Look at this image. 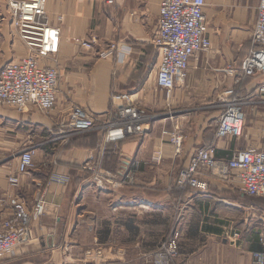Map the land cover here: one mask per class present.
I'll list each match as a JSON object with an SVG mask.
<instances>
[{"label":"crops","instance_id":"1","mask_svg":"<svg viewBox=\"0 0 264 264\" xmlns=\"http://www.w3.org/2000/svg\"><path fill=\"white\" fill-rule=\"evenodd\" d=\"M161 2L47 0V21L60 30V39L57 53L40 63L58 69L55 106L49 112L0 106V219L10 198L24 202L27 212L37 196L44 200V214L32 222V239L20 251L24 264H61L65 247L72 259H81L95 245L109 261L145 264L174 232L179 235L175 264H255L253 254L264 237V197L245 196L235 184L205 172L206 190L178 188L175 181L200 148L213 147L222 159L239 150L264 151V72L245 77L239 71L252 48L258 0H205L210 49L189 62L186 79L172 90L169 102L155 84L159 58L153 38ZM92 38L90 50L80 45ZM16 46L22 53L8 50L5 64L26 54L19 41ZM228 90L243 104V130L240 137L216 140L210 120L219 116L220 97ZM120 93L130 94L153 118L140 137L111 133L101 169L119 174L135 162L136 184L101 191L82 169L95 154L100 130L74 134L68 143L53 130L67 121L71 105L102 126L112 119L111 97ZM203 102L211 104L207 111L179 106ZM172 131L183 137L178 156L168 143ZM28 149L34 168L18 175L16 185L8 184L19 154ZM156 151L159 163L151 160ZM233 234L239 236L236 241Z\"/></svg>","mask_w":264,"mask_h":264},{"label":"built area","instance_id":"2","mask_svg":"<svg viewBox=\"0 0 264 264\" xmlns=\"http://www.w3.org/2000/svg\"><path fill=\"white\" fill-rule=\"evenodd\" d=\"M12 26L19 41L26 49V55L10 61L0 70V106H9L18 112L33 106L41 112H49L56 103L58 69L56 66L43 65L40 60L51 59L58 51L60 30L49 25L45 6L47 0H6ZM111 3V0H108ZM205 0H162L157 18V30L153 46L158 52L156 87L165 92L166 100L172 90L184 83L189 62L210 49L207 36V22L203 9ZM79 42V41H78ZM95 44L94 38L80 45L90 50ZM252 48L243 59L240 73L253 77L264 72V0H258L257 17L251 32ZM114 50L112 45L110 51ZM108 54H100V57ZM225 73L232 74L227 69ZM264 92V86L262 87ZM222 110L215 121V139L240 137L245 121L243 104L228 90L220 97ZM112 119L96 127V119L76 105H71L67 121L60 122L53 130L63 142L68 143L74 134L99 129L102 133L82 169L98 190L108 187L122 188L132 185L138 169L135 162L129 164L119 174H109L101 169L106 155V143L111 133L119 137H140L144 134V125L153 117L137 104L130 94L120 93L111 97ZM168 143L175 156L182 150V134L172 131L167 134ZM151 160L159 163L161 152L153 153ZM124 166V165H123ZM34 168L33 151H22L17 159L16 174L9 176L10 185H16L18 175ZM220 182L235 184L238 191L248 197H264V151L239 150L228 159L217 158L214 148H200L189 158L187 164L177 175L175 185L178 188L206 190L203 173ZM8 212L0 219V261L9 259L22 252L32 239V222L44 214L43 195L35 198L29 212L25 203L10 198ZM238 239L233 234L232 241ZM260 251L253 254L255 264H264V237L259 239ZM179 254L177 234H171L163 241L153 255L144 259L145 264H175ZM61 264H122L109 261L104 249L95 245L83 252L81 259H72L70 250L62 251Z\"/></svg>","mask_w":264,"mask_h":264},{"label":"rangeland","instance_id":"3","mask_svg":"<svg viewBox=\"0 0 264 264\" xmlns=\"http://www.w3.org/2000/svg\"><path fill=\"white\" fill-rule=\"evenodd\" d=\"M11 22H12V18L9 14L8 4H7L6 0H0V68H2V66L4 67L7 64V63L5 64L4 60H5L6 52L8 50H10L13 53V50H11V49L14 47L13 49H16V52H18L19 55H20V53H22V52H19V50L16 46L17 42L19 41V38H18L16 31H15V28L12 26ZM14 44H16V45L13 46ZM25 55L21 56V58H23ZM21 58H18V59L14 58L13 61L19 60ZM10 61H12V60H10ZM162 96H163L164 100L167 101L166 96H165V92H163V91H162ZM171 96H172V94H171ZM171 96L169 97L168 102H169ZM210 105H211L210 103L203 102V103H183V104L180 103L179 106H180V108L194 109L195 111L198 110L197 112H199V110H204V109H206V111H207V107H209ZM141 107H143V106H141ZM166 107L169 108L170 107L169 104H167ZM143 108H144L145 112L148 113L147 109L145 107H143ZM211 114H212V112H209L207 118H209V116ZM191 117H193V116H191ZM211 121L214 122L216 120L211 119L210 122ZM97 143H98V141H97ZM136 176L137 175L134 174V176H133L134 182L132 185H126V186L122 187V189L134 187V185L136 184ZM174 233L177 234L178 246H179V235L177 232H174ZM238 234L240 235L239 232H238ZM259 239H258V241H259ZM4 261L5 262H3V263H5V264H24V256H22V255H20V253H18L16 255L12 256L11 258L4 260Z\"/></svg>","mask_w":264,"mask_h":264}]
</instances>
